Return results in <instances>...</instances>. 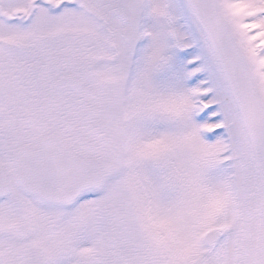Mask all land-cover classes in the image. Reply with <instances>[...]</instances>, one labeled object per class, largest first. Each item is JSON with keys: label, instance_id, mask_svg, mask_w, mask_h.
<instances>
[{"label": "snow or ice", "instance_id": "snow-or-ice-1", "mask_svg": "<svg viewBox=\"0 0 264 264\" xmlns=\"http://www.w3.org/2000/svg\"><path fill=\"white\" fill-rule=\"evenodd\" d=\"M0 264H264V0H0Z\"/></svg>", "mask_w": 264, "mask_h": 264}]
</instances>
